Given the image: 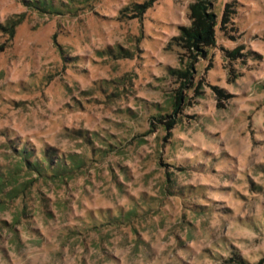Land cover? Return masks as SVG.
<instances>
[{"label":"rangeland","instance_id":"rangeland-1","mask_svg":"<svg viewBox=\"0 0 264 264\" xmlns=\"http://www.w3.org/2000/svg\"><path fill=\"white\" fill-rule=\"evenodd\" d=\"M193 1L0 0V264H264V0Z\"/></svg>","mask_w":264,"mask_h":264},{"label":"trees","instance_id":"trees-1","mask_svg":"<svg viewBox=\"0 0 264 264\" xmlns=\"http://www.w3.org/2000/svg\"><path fill=\"white\" fill-rule=\"evenodd\" d=\"M210 0H194L192 3L188 4L189 15L191 23L189 26L184 27L182 31L177 36H174L173 39L177 41L180 46L189 47L212 44L214 43V32L216 20L214 14L209 11ZM227 6L224 8V15L227 14ZM19 154L22 156V161H19L18 171L23 169L27 171H33L38 175H43L45 173L49 174L52 177H63L65 174H69L74 168L78 169L81 165L80 161L76 158L67 156L66 159L54 160V163L49 162L47 158H43L40 161L38 160H29L26 149H21ZM21 156V155H20ZM27 159V160H26ZM23 163V164H22ZM24 165V166H23ZM3 182V178H0V183Z\"/></svg>","mask_w":264,"mask_h":264}]
</instances>
